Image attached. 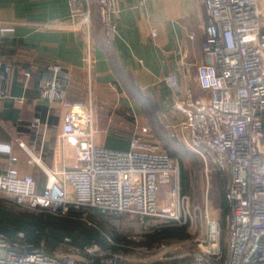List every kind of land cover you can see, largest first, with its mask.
<instances>
[{
  "label": "built area",
  "instance_id": "built-area-1",
  "mask_svg": "<svg viewBox=\"0 0 264 264\" xmlns=\"http://www.w3.org/2000/svg\"><path fill=\"white\" fill-rule=\"evenodd\" d=\"M144 0H140L142 6ZM262 0H204L206 22L196 67V84L204 96L183 92L173 76L164 82L176 95L173 112L182 118L180 143L201 159L210 156L228 182L225 188L226 240L221 247L219 223L207 207L189 206L180 193V167L147 127H135L127 151L94 143L91 105L66 99L69 69L53 65L40 97L62 117V137L78 140L75 165L45 171L38 192L35 180L10 166L0 174V198L36 213L66 216L86 208L101 216L127 215L143 222L160 217L180 225L190 222L197 249L186 264H264V11ZM69 17L92 39V12L97 7L100 33L106 45L117 37L120 0H67ZM8 29L0 23V41ZM90 61L89 56L87 58ZM11 72L0 57V100L6 97ZM21 145V144H20ZM14 163L16 158H12ZM30 159L29 163H34ZM68 188L70 191H68ZM167 189L166 201L160 195ZM70 193L73 195L69 199ZM198 222L200 223L198 225ZM68 239L65 244L69 243ZM110 244H114L108 239ZM64 244V245H65ZM98 245L48 252L24 233L8 239L0 233V264H118Z\"/></svg>",
  "mask_w": 264,
  "mask_h": 264
},
{
  "label": "crops",
  "instance_id": "crops-1",
  "mask_svg": "<svg viewBox=\"0 0 264 264\" xmlns=\"http://www.w3.org/2000/svg\"><path fill=\"white\" fill-rule=\"evenodd\" d=\"M139 2L120 0L112 45L103 42L94 6L88 45L84 27L69 17L67 0H0V23L8 29L0 57L11 68L0 100V174L13 166L19 175L32 177L40 192L45 171L75 165L78 140L62 137L61 112L40 97L49 69L57 64L69 69L66 99L93 109L95 144L108 141L127 151L135 127H147L159 142V135L178 139L182 118L172 110L176 95L164 80L173 76L181 92L194 91L204 0ZM260 7L264 11V0Z\"/></svg>",
  "mask_w": 264,
  "mask_h": 264
},
{
  "label": "rangeland",
  "instance_id": "rangeland-1",
  "mask_svg": "<svg viewBox=\"0 0 264 264\" xmlns=\"http://www.w3.org/2000/svg\"><path fill=\"white\" fill-rule=\"evenodd\" d=\"M192 88L198 93L196 82H192ZM194 98L200 95H194ZM180 142V141H179ZM177 141V143L179 144ZM100 145L114 150H125L120 146L108 145V141H101ZM99 145V146H100ZM176 148V147H175ZM165 152L166 148L164 147ZM175 160L189 173V191L186 194L182 193L180 183V193L189 199V206L193 207H207L209 217L216 220L219 223L221 230V247L225 249L226 240V226L225 218L227 214L226 206H224V190L226 188L228 178L221 172H219L213 165L210 156L201 159L194 153L188 151L186 148L179 149ZM181 171V168H180ZM167 189H164L160 195V201H166ZM24 211H29L26 208H22ZM226 210V211H225ZM73 218L86 223L88 226L93 227V221L88 218L89 215H95L96 213L90 211L87 213L84 210L72 211ZM115 217H122L120 220H109L108 217L103 218L104 221H108V226L112 229L111 232L115 236H121L126 241H133L135 244L117 245L113 239L110 241L114 244L108 243V250L103 249L111 255H121V259H117L118 264H158L160 262L178 261V264H186L189 261V254L197 249V246L191 242V230L189 224L180 225L175 221L167 218H148L143 222H138L135 218L127 215H119ZM169 221L175 222L178 226L184 227L188 238L184 241H171L164 242L159 241L150 247L138 245L143 241L145 235L151 233L158 225L168 223ZM200 223L198 222V225ZM23 233V232H19ZM25 234V233H24ZM44 246V243H41ZM96 244L88 245L86 248H91ZM116 247L118 250L114 252L110 251V248ZM72 248V247H71ZM67 245H61L54 248V251L68 252L71 249ZM114 249V248H113Z\"/></svg>",
  "mask_w": 264,
  "mask_h": 264
},
{
  "label": "trees",
  "instance_id": "trees-1",
  "mask_svg": "<svg viewBox=\"0 0 264 264\" xmlns=\"http://www.w3.org/2000/svg\"><path fill=\"white\" fill-rule=\"evenodd\" d=\"M160 142L166 148V154L173 158L179 149L185 148L174 136H158ZM179 142V144L177 143ZM176 147V148H175ZM180 183L182 193L189 191V173L180 165ZM225 198V190H224ZM225 206V200L223 202ZM226 209V208H225ZM87 213L88 209L83 208ZM71 209L66 216H53L47 213H32L21 209L19 206L0 198V233L8 239H13L19 232L25 233L28 240L35 246L44 243L48 252H53L54 248L65 244V240L70 242L65 244L68 247L83 248L96 244L102 249L108 250V239H113L117 245L135 244L133 241H126L121 236H115L108 226V221H104V216L99 214L89 215L93 221V227L88 226L80 220L73 218ZM226 211V210H225ZM109 220H120L122 217L106 216ZM188 238L184 227L178 226L175 222L169 221L164 225H158L153 231L144 236L143 241L138 245L148 246L157 242L184 241ZM110 239V240H111ZM114 248V249H113ZM116 247L110 248L114 252ZM98 264V263H96ZM158 264H178V261L160 262Z\"/></svg>",
  "mask_w": 264,
  "mask_h": 264
}]
</instances>
